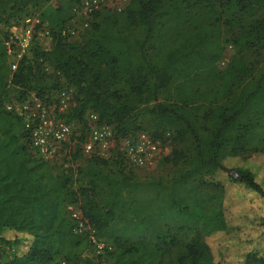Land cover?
I'll return each mask as SVG.
<instances>
[{
    "label": "trees",
    "instance_id": "trees-1",
    "mask_svg": "<svg viewBox=\"0 0 264 264\" xmlns=\"http://www.w3.org/2000/svg\"><path fill=\"white\" fill-rule=\"evenodd\" d=\"M51 1L0 0V245L13 250L2 264H76L89 242L69 208L112 246L109 264H227L208 243L218 236L245 247L240 264H264V0H128L73 40L59 30L78 0L28 14ZM29 16L51 47L34 44L13 72L3 39ZM64 90L61 117L80 126L73 160L95 114L117 138L170 145L157 164L176 172L142 179L117 151L75 170L39 159L4 105L52 104Z\"/></svg>",
    "mask_w": 264,
    "mask_h": 264
},
{
    "label": "built area",
    "instance_id": "built-area-1",
    "mask_svg": "<svg viewBox=\"0 0 264 264\" xmlns=\"http://www.w3.org/2000/svg\"><path fill=\"white\" fill-rule=\"evenodd\" d=\"M127 4L128 0H78L71 9L72 18L59 30V35L65 40L76 39L88 27L96 12L106 9L121 13ZM51 42L46 23L37 16L26 17L20 24L11 27L3 39L11 71L17 69L34 44L48 47ZM71 106V93L64 90L59 93L55 103L46 104L33 98L7 103L4 111L19 119L28 133L31 149L39 159L61 164L60 156L65 147H73L80 136V126L61 117ZM80 148L84 156L97 155L102 158L109 157L111 151H117L130 166L140 169L154 166L168 152L166 145L154 141L144 132L117 138L113 128L98 124L95 114L86 116V129ZM69 210L76 223L73 232L89 242V250L81 255L76 264H109L108 255L113 251L112 246L96 237L95 231L83 220L79 211L73 208ZM12 254V249L0 245V264L9 261Z\"/></svg>",
    "mask_w": 264,
    "mask_h": 264
},
{
    "label": "rangeland",
    "instance_id": "rangeland-1",
    "mask_svg": "<svg viewBox=\"0 0 264 264\" xmlns=\"http://www.w3.org/2000/svg\"><path fill=\"white\" fill-rule=\"evenodd\" d=\"M65 3H66V0H53L50 3L42 6L41 9H31L28 12V14L40 15L41 12H44L47 9L54 10L59 6V4L64 5ZM50 47L51 45L48 47H44V49H49ZM234 53H235L234 48L232 46H227L224 57L220 62V66L221 67L225 66V64L229 62L230 59L233 57ZM166 148L168 151L167 155H169L171 152V146L166 144ZM84 157H87V156L83 155L82 157H78L77 159L73 160L68 155V147H66L60 156V161H61V164L63 165V167L61 168L67 167V168H71L75 170L78 166L83 165L84 163L83 161L85 159ZM123 167L124 169H126V171H131L142 179L170 178L176 172V169H174L171 166H158L157 163L148 169L135 168V167L128 165L126 162L125 164L123 163ZM262 181L263 180L260 179V180H257L256 182L262 185L261 184ZM254 195H257V194H254ZM248 239L250 241H253V240H256L257 237H255L254 235H252V233H250V235L248 236ZM208 243L212 246V248L214 249V251H216V253L218 254L220 253L221 255L223 254L222 258L224 259L225 263L240 264L239 262L243 258L242 256H243L245 247H243L241 244H238L236 237L234 236L213 237V238L208 239Z\"/></svg>",
    "mask_w": 264,
    "mask_h": 264
}]
</instances>
